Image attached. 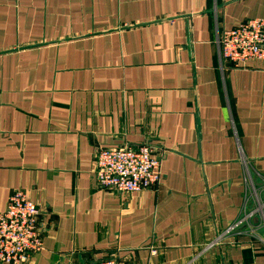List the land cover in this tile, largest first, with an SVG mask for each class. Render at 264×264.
<instances>
[{
	"label": "crops",
	"instance_id": "crops-1",
	"mask_svg": "<svg viewBox=\"0 0 264 264\" xmlns=\"http://www.w3.org/2000/svg\"><path fill=\"white\" fill-rule=\"evenodd\" d=\"M252 18L264 0H0V212L22 189L44 217L27 264H264V61L218 46ZM143 143L156 187L97 186L98 149Z\"/></svg>",
	"mask_w": 264,
	"mask_h": 264
},
{
	"label": "built area",
	"instance_id": "built-area-1",
	"mask_svg": "<svg viewBox=\"0 0 264 264\" xmlns=\"http://www.w3.org/2000/svg\"><path fill=\"white\" fill-rule=\"evenodd\" d=\"M222 69L245 68L251 60L264 61V19L252 18L223 30L218 37ZM97 186L132 193L156 187L162 179L161 159L143 143L100 148L94 157ZM43 213L22 189H14L0 212V262L27 264L44 249ZM84 264H131L105 258Z\"/></svg>",
	"mask_w": 264,
	"mask_h": 264
}]
</instances>
